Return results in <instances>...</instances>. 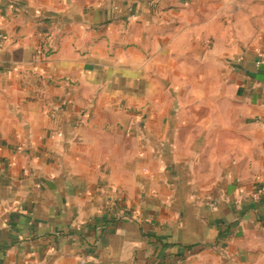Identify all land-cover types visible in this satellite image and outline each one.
<instances>
[{
    "label": "crops",
    "instance_id": "crops-1",
    "mask_svg": "<svg viewBox=\"0 0 264 264\" xmlns=\"http://www.w3.org/2000/svg\"><path fill=\"white\" fill-rule=\"evenodd\" d=\"M0 264H264V0H0Z\"/></svg>",
    "mask_w": 264,
    "mask_h": 264
},
{
    "label": "rangeland",
    "instance_id": "rangeland-1",
    "mask_svg": "<svg viewBox=\"0 0 264 264\" xmlns=\"http://www.w3.org/2000/svg\"><path fill=\"white\" fill-rule=\"evenodd\" d=\"M189 66H191V63H189ZM177 78V77H176Z\"/></svg>",
    "mask_w": 264,
    "mask_h": 264
},
{
    "label": "trees",
    "instance_id": "trees-1",
    "mask_svg": "<svg viewBox=\"0 0 264 264\" xmlns=\"http://www.w3.org/2000/svg\"><path fill=\"white\" fill-rule=\"evenodd\" d=\"M47 34H48V32H47Z\"/></svg>",
    "mask_w": 264,
    "mask_h": 264
}]
</instances>
